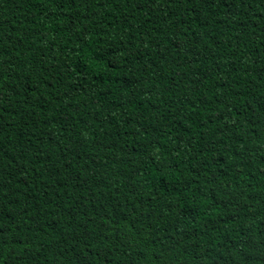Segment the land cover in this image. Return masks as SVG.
<instances>
[{
	"label": "trees",
	"instance_id": "16d2710c",
	"mask_svg": "<svg viewBox=\"0 0 264 264\" xmlns=\"http://www.w3.org/2000/svg\"><path fill=\"white\" fill-rule=\"evenodd\" d=\"M0 264H264V0H0Z\"/></svg>",
	"mask_w": 264,
	"mask_h": 264
}]
</instances>
